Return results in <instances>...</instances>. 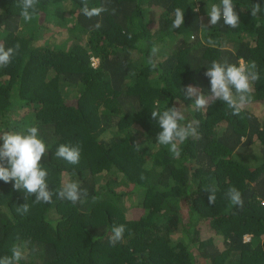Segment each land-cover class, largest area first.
<instances>
[{"label": "trees", "instance_id": "obj_1", "mask_svg": "<svg viewBox=\"0 0 264 264\" xmlns=\"http://www.w3.org/2000/svg\"><path fill=\"white\" fill-rule=\"evenodd\" d=\"M54 1L38 0L25 20L21 0H0V44L19 45L0 67V134L37 127L49 189L77 181L88 195L36 203L0 180V257L21 244L20 264H264V0H233L236 28L209 24L220 0H86L107 9L91 19L84 0ZM55 3L73 17L70 27ZM176 8L184 24L173 29ZM48 23L67 27V38L44 39ZM241 58L255 61L260 78L239 115L221 101L197 110L185 97L189 85L210 94L213 61L239 66ZM174 105L185 110L181 123L199 122L178 158L157 143L151 116ZM61 144L80 146L78 164L55 155ZM232 187L243 207L228 198ZM130 207L140 218L128 217ZM118 225L126 231L113 245Z\"/></svg>", "mask_w": 264, "mask_h": 264}, {"label": "clouds", "instance_id": "obj_2", "mask_svg": "<svg viewBox=\"0 0 264 264\" xmlns=\"http://www.w3.org/2000/svg\"><path fill=\"white\" fill-rule=\"evenodd\" d=\"M38 0H21V15L25 20H30L36 12V4ZM260 5H253L251 15L256 16L260 12ZM107 11L104 6L89 8L86 0L81 8L82 14L91 19L98 17L101 13ZM114 11V10H113ZM198 11V9H196ZM210 25H216L223 20L224 25L236 28L240 23V17L236 11L233 0H220V4H213L207 13ZM174 20L171 27L179 28L184 24V11L181 8L174 9ZM101 24L97 23L95 28H100ZM212 41H209L211 44ZM19 48H7L0 44V67H6ZM158 52V48L153 47L148 63L155 68L156 63L154 57ZM205 76L210 78V94H203L202 90L191 85L182 89L187 99L195 97V108L197 110H206L210 102H224L233 115H239L247 105L252 102L253 84L259 80V73L255 61L245 62L243 58L239 61V66L230 64L227 61L221 63L213 61L211 66L205 72ZM151 116L158 121L159 131L157 135V143L159 145L169 146L170 152L179 157L181 152L179 145L183 144L190 137H197L198 121H186L185 110L183 106L167 107L166 110L152 111ZM0 180L5 183L14 181V189H23L28 194H34L35 202L52 203L53 195H57L61 199H67L73 204L83 202L82 198L87 197L86 189H82L77 181L66 182L58 193H53L47 184V170L41 165V158L46 154L47 146L38 135L37 127L27 129V134L16 132H4L0 134ZM140 149L139 146L136 147ZM55 155L62 158L70 164L76 165L80 161L81 149L79 145L61 144ZM7 165V166H5ZM205 191L209 192L208 189ZM227 196L233 205L243 207V199L241 192L235 187L229 188ZM216 200L215 190H210L208 196L209 204H214ZM21 214L29 211L28 204L20 206ZM126 231L124 225L113 227L112 235L109 242L113 245L122 241ZM249 238V235L244 237ZM11 255L0 257V264H20L24 259L23 246L15 244L12 246Z\"/></svg>", "mask_w": 264, "mask_h": 264}, {"label": "rangeland", "instance_id": "obj_3", "mask_svg": "<svg viewBox=\"0 0 264 264\" xmlns=\"http://www.w3.org/2000/svg\"><path fill=\"white\" fill-rule=\"evenodd\" d=\"M55 1H59L62 2V0H55ZM54 1V2H55ZM53 2V3H54ZM56 3L53 5L52 9L56 8V10L61 14L65 16V20L67 21L68 27H70V25H72L71 20L73 19V17L70 16V14L68 12L63 11V8L60 9L58 7H55ZM62 6H65V3H62ZM53 11H50L49 15L46 16L48 17V21H52L53 20ZM47 26L49 27L50 31L48 30L47 33L44 34V39H49L50 43L54 42V43H58L61 40H63L62 38H67V27L63 28V27H55L53 23H48ZM43 40H40L39 42L41 43ZM127 204L130 205V202L127 201ZM133 206V205H132ZM141 216V211H139L138 209H132L131 207L129 208V215L128 217H132L134 219H138ZM249 238H246V241H248Z\"/></svg>", "mask_w": 264, "mask_h": 264}, {"label": "built area", "instance_id": "obj_4", "mask_svg": "<svg viewBox=\"0 0 264 264\" xmlns=\"http://www.w3.org/2000/svg\"><path fill=\"white\" fill-rule=\"evenodd\" d=\"M94 63L96 64V63H97V61L95 60V61H94Z\"/></svg>", "mask_w": 264, "mask_h": 264}]
</instances>
